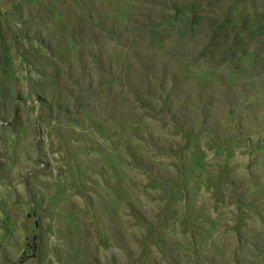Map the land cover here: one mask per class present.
<instances>
[{
    "label": "rangeland",
    "instance_id": "obj_1",
    "mask_svg": "<svg viewBox=\"0 0 264 264\" xmlns=\"http://www.w3.org/2000/svg\"><path fill=\"white\" fill-rule=\"evenodd\" d=\"M0 264H264V0H0Z\"/></svg>",
    "mask_w": 264,
    "mask_h": 264
}]
</instances>
